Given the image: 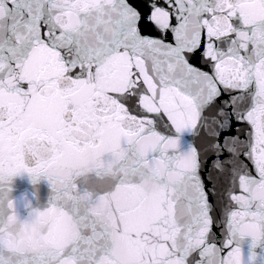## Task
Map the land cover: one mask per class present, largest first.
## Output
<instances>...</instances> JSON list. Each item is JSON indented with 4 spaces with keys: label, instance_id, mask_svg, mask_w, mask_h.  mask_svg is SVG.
Instances as JSON below:
<instances>
[{
    "label": "snow or ice",
    "instance_id": "1",
    "mask_svg": "<svg viewBox=\"0 0 264 264\" xmlns=\"http://www.w3.org/2000/svg\"><path fill=\"white\" fill-rule=\"evenodd\" d=\"M20 172L0 264H264V0H0Z\"/></svg>",
    "mask_w": 264,
    "mask_h": 264
},
{
    "label": "water",
    "instance_id": "2",
    "mask_svg": "<svg viewBox=\"0 0 264 264\" xmlns=\"http://www.w3.org/2000/svg\"><path fill=\"white\" fill-rule=\"evenodd\" d=\"M51 194L50 183L44 175L33 180L27 172H20L0 182V222L6 220L12 211L7 206L9 200L14 202L19 219L24 220L29 218V213L33 210L46 209L49 206Z\"/></svg>",
    "mask_w": 264,
    "mask_h": 264
}]
</instances>
